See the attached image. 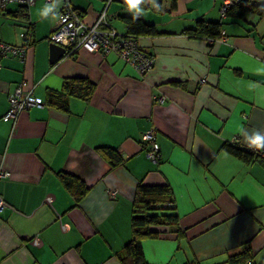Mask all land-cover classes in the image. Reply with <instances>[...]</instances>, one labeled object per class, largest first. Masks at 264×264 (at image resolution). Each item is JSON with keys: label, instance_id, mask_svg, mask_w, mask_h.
<instances>
[{"label": "crops", "instance_id": "obj_1", "mask_svg": "<svg viewBox=\"0 0 264 264\" xmlns=\"http://www.w3.org/2000/svg\"><path fill=\"white\" fill-rule=\"evenodd\" d=\"M70 1L88 24L108 3ZM224 1L177 0L172 8L164 0L158 14L142 10L140 16L161 33L137 38L155 57L144 77L115 53L81 49L50 63L53 17L62 2L38 0L27 8L33 37L26 61L6 58L0 72V173H9L0 177L6 203L0 264H122L139 183L169 185L180 219L179 234L143 241L149 264H230L231 256L242 254V264H264V163L244 162L222 149L238 136L235 144L248 150L242 132H264V14L223 17ZM123 5L112 0L107 10L121 33L126 25L119 27L117 16L137 15ZM45 6L53 12L44 18ZM8 7L0 11V42L22 45L27 22L9 13L24 6ZM200 19L221 22L224 40L190 38L184 30ZM68 77L91 80L90 99L71 97L68 110L45 105L16 121L3 119L19 83L34 86L35 97L46 102ZM152 127L158 161L147 157L142 142ZM102 148L118 152L122 162L112 166ZM258 151L264 158V149ZM61 173L85 182L89 191L81 201Z\"/></svg>", "mask_w": 264, "mask_h": 264}, {"label": "trees", "instance_id": "obj_2", "mask_svg": "<svg viewBox=\"0 0 264 264\" xmlns=\"http://www.w3.org/2000/svg\"><path fill=\"white\" fill-rule=\"evenodd\" d=\"M164 0H155V4L162 9ZM177 0H171L172 8L176 7ZM124 7L128 8L125 3ZM141 10H152L154 13H160L153 6L150 0H146L140 6ZM263 3L243 1L231 7L226 16L232 15L242 18L250 10H255L259 15L264 14L262 11ZM14 18H21L29 21L28 9L20 8L15 14L9 13ZM81 14V13H80ZM82 15V14H81ZM117 18L126 25L125 33L133 38L141 36H155L161 34L154 23L146 21L140 15L120 14ZM184 32L195 39H220L223 36L221 22L206 21L200 19L194 28L185 29ZM95 89V84L88 78L68 77L63 81L62 91H50L48 93L46 105L62 110H68V102L71 97L90 99ZM237 144V143H236ZM235 143H226L223 150L236 158L250 162L253 159L260 160L264 163V158L244 150ZM112 166H117L122 162L118 152L113 149L102 148ZM60 177L72 193L76 202L81 201L88 193V187L85 182L78 177L69 173H61ZM166 232L180 233V219L175 212L174 197L169 185H146L139 183L135 190L132 205L131 217V238L124 246L123 254L120 257L122 264H149L144 258L143 241L146 239H156ZM247 259V255H235L229 258L230 264H242Z\"/></svg>", "mask_w": 264, "mask_h": 264}, {"label": "built area", "instance_id": "obj_3", "mask_svg": "<svg viewBox=\"0 0 264 264\" xmlns=\"http://www.w3.org/2000/svg\"><path fill=\"white\" fill-rule=\"evenodd\" d=\"M38 0H0V11H5L9 4L17 3L26 8L33 6ZM48 5L55 4L58 0H43ZM62 8L58 13L57 23L54 32L50 36L51 43L63 47L66 56H75L76 53L84 49L92 53H100L107 56L115 53L126 64L133 66L141 77L148 74L155 65V57L147 53L136 38L121 33L113 28L107 18V10L112 0H108L106 8L98 16L93 24H88L80 12L71 4L70 0H60ZM243 1L254 2L256 0H225L220 12L225 17L231 7ZM29 22V21H28ZM26 23L19 36L23 39L22 45L8 44L0 42V72L3 69V60L9 57L17 58L22 62L26 61L30 48V40L33 37L31 23ZM217 40H224L223 36ZM201 82H206L205 78ZM9 109L3 119H14L32 108H40L46 105L41 99L35 97L34 86L28 85L26 81L19 83L9 95ZM160 103L166 101L165 97L158 98ZM239 140L238 136L233 137V143ZM142 142L146 147V155L153 161L160 159V145L157 140V130L155 127L145 131L142 135ZM248 150L255 155L258 150ZM8 172H1L0 177L8 176ZM112 196L115 191H112ZM5 201L0 197V212L5 207Z\"/></svg>", "mask_w": 264, "mask_h": 264}, {"label": "clouds", "instance_id": "obj_4", "mask_svg": "<svg viewBox=\"0 0 264 264\" xmlns=\"http://www.w3.org/2000/svg\"><path fill=\"white\" fill-rule=\"evenodd\" d=\"M145 2L146 0H125V3L128 5V8L136 11L137 18L141 14V11H142L139 6ZM150 2L157 9V11L162 10L159 5L155 4V0H150ZM261 10L264 11V7H262ZM52 12H53V7L45 6L40 12V15L45 18V17H48L49 14ZM53 18L55 19L57 17H53ZM250 87L258 88L259 85H251ZM242 135L245 138V143L250 149H255V150L264 149V132H261L259 130H254L249 134L247 131H243Z\"/></svg>", "mask_w": 264, "mask_h": 264}, {"label": "water", "instance_id": "obj_5", "mask_svg": "<svg viewBox=\"0 0 264 264\" xmlns=\"http://www.w3.org/2000/svg\"><path fill=\"white\" fill-rule=\"evenodd\" d=\"M120 4H125V0H116ZM66 51L63 47L55 44L50 43V63H55L56 61L60 60L64 57Z\"/></svg>", "mask_w": 264, "mask_h": 264}, {"label": "rangeland", "instance_id": "obj_6", "mask_svg": "<svg viewBox=\"0 0 264 264\" xmlns=\"http://www.w3.org/2000/svg\"><path fill=\"white\" fill-rule=\"evenodd\" d=\"M113 4H114V5H117V3H115V2H114ZM43 5H46V4H43ZM13 8H14V7H13L12 5H10V6L8 7L9 10H11V9H13ZM117 23H118L117 25H119V27H123V23H122V22L117 21Z\"/></svg>", "mask_w": 264, "mask_h": 264}]
</instances>
